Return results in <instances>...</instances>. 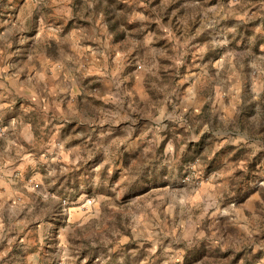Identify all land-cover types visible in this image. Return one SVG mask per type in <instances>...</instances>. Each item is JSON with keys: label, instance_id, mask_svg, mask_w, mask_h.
Instances as JSON below:
<instances>
[{"label": "rangeland", "instance_id": "rangeland-1", "mask_svg": "<svg viewBox=\"0 0 264 264\" xmlns=\"http://www.w3.org/2000/svg\"><path fill=\"white\" fill-rule=\"evenodd\" d=\"M0 264H264V0H0Z\"/></svg>", "mask_w": 264, "mask_h": 264}]
</instances>
